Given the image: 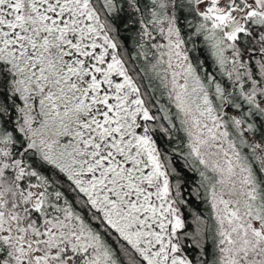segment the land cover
Segmentation results:
<instances>
[{
	"label": "snow or ice",
	"instance_id": "snow-or-ice-1",
	"mask_svg": "<svg viewBox=\"0 0 264 264\" xmlns=\"http://www.w3.org/2000/svg\"><path fill=\"white\" fill-rule=\"evenodd\" d=\"M0 264H264V0H0Z\"/></svg>",
	"mask_w": 264,
	"mask_h": 264
}]
</instances>
